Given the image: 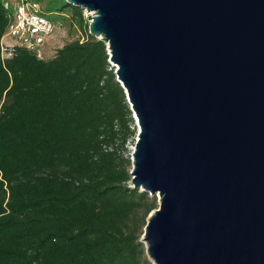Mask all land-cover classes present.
Here are the masks:
<instances>
[{
	"label": "water",
	"instance_id": "1",
	"mask_svg": "<svg viewBox=\"0 0 264 264\" xmlns=\"http://www.w3.org/2000/svg\"><path fill=\"white\" fill-rule=\"evenodd\" d=\"M87 15L157 195L151 264H264V0H65Z\"/></svg>",
	"mask_w": 264,
	"mask_h": 264
},
{
	"label": "trees",
	"instance_id": "2",
	"mask_svg": "<svg viewBox=\"0 0 264 264\" xmlns=\"http://www.w3.org/2000/svg\"><path fill=\"white\" fill-rule=\"evenodd\" d=\"M57 12L79 37L51 58L0 55V264H140L157 203L130 187L132 113L84 11ZM7 24L0 0V40Z\"/></svg>",
	"mask_w": 264,
	"mask_h": 264
},
{
	"label": "built area",
	"instance_id": "3",
	"mask_svg": "<svg viewBox=\"0 0 264 264\" xmlns=\"http://www.w3.org/2000/svg\"><path fill=\"white\" fill-rule=\"evenodd\" d=\"M1 4L8 19L6 31L0 40L2 61L10 59L16 47L42 58L45 43L54 26L45 16L41 5L32 0H1Z\"/></svg>",
	"mask_w": 264,
	"mask_h": 264
},
{
	"label": "rangeland",
	"instance_id": "4",
	"mask_svg": "<svg viewBox=\"0 0 264 264\" xmlns=\"http://www.w3.org/2000/svg\"><path fill=\"white\" fill-rule=\"evenodd\" d=\"M64 2L65 0H45L44 1L45 8L43 12L54 26L53 32L47 39V43L45 45L50 50L47 55L48 58H51L54 55L55 51L61 48L64 44L76 39L82 33L76 28H74V30H71L70 27L68 26V22L67 23L64 22L61 25L57 10L64 4ZM84 17H87L85 12H84ZM136 131L137 129L135 130L134 136L128 139L126 146H125L126 151H124L122 154L124 158H128L130 161L129 172L131 171V153H132L131 147H134V143L136 139ZM148 195L150 198L154 197L156 200V203H158L157 195H154V196H150V194ZM157 207H158V204H157ZM143 231H144V227L142 226L141 229L138 231L139 232L138 241L141 243L140 248L142 249V252L140 255V264H151L146 254L145 244L142 242Z\"/></svg>",
	"mask_w": 264,
	"mask_h": 264
},
{
	"label": "crops",
	"instance_id": "5",
	"mask_svg": "<svg viewBox=\"0 0 264 264\" xmlns=\"http://www.w3.org/2000/svg\"><path fill=\"white\" fill-rule=\"evenodd\" d=\"M48 38H49V37H48ZM46 43H47V41H46ZM46 43H45V45H46ZM49 51H50L49 48L46 47V46H44L43 53H44L45 55H48V52H49Z\"/></svg>",
	"mask_w": 264,
	"mask_h": 264
}]
</instances>
